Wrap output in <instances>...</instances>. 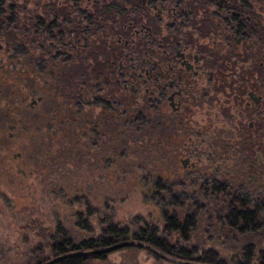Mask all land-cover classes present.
I'll use <instances>...</instances> for the list:
<instances>
[{
  "label": "flooded vegetation",
  "instance_id": "1",
  "mask_svg": "<svg viewBox=\"0 0 264 264\" xmlns=\"http://www.w3.org/2000/svg\"><path fill=\"white\" fill-rule=\"evenodd\" d=\"M65 1L20 30L0 9V215L59 205L0 264H264V0Z\"/></svg>",
  "mask_w": 264,
  "mask_h": 264
},
{
  "label": "rangeland",
  "instance_id": "2",
  "mask_svg": "<svg viewBox=\"0 0 264 264\" xmlns=\"http://www.w3.org/2000/svg\"><path fill=\"white\" fill-rule=\"evenodd\" d=\"M90 5V2H83L81 5V8L84 9L85 5ZM65 5L67 8H70L71 2H66L65 0H4V6L3 10L5 11L4 15L10 16L11 21L9 22L11 26H17L20 30L21 27H28L31 24L35 25V22L38 19L44 18V14L49 13L52 10H55L57 8H60L61 6ZM72 7V6H71ZM73 13V12H72ZM12 14V15H11ZM45 14V16H46ZM51 14V13H50ZM52 16V14H51ZM39 38V37H38ZM38 40V39H37ZM27 46V45H25ZM85 197L82 199V201L87 202H112L114 203L113 208L114 212L118 211V206L120 208H123L121 205H119L121 202H132V199H127L125 194H116V193H92V194H85ZM108 196V197H107ZM137 196V195H136ZM58 197L56 195L51 196L50 194H44L42 199H39V195H37V199L34 203L30 200H26L25 202L17 204L15 211L19 213L18 218H21L23 221L18 222V225L12 224V222L7 221L3 215H0V246H11L16 245L17 253L23 251L22 245H26L27 250H32L34 247H38L41 244V240H38L37 236L33 234L36 224H33L31 227H22L21 225L25 222H27L28 219L32 218L34 219L35 223L37 221H42L44 224L46 221L49 222V224H52L53 214H46L44 215L43 211L46 210L47 207H58ZM107 198V199H106ZM42 202H40V201ZM105 200V201H104ZM42 203V204H41ZM32 207L34 212H32ZM123 210V209H122ZM51 211V210H49ZM48 211V212H49ZM120 213L119 218H121V215L123 212L118 211ZM41 222V223H42ZM7 223H9V226H7ZM16 235V236H15ZM22 236L27 237L29 240L28 242H19L18 239L22 238ZM14 237H17V242ZM15 240V241H14ZM14 242V243H13ZM13 250V248H11ZM9 254V251H8ZM127 256L120 258L118 260L119 262L115 263H88V264H145L146 259L139 262L138 259L133 258L131 255L126 254ZM19 263L20 260L25 261L22 257L16 256V258ZM10 260V259H9ZM12 260V259H11ZM8 261V260H7ZM5 259V262H7ZM148 263V262H146ZM157 264H161L160 262H157ZM163 264H168L167 262Z\"/></svg>",
  "mask_w": 264,
  "mask_h": 264
},
{
  "label": "trees",
  "instance_id": "3",
  "mask_svg": "<svg viewBox=\"0 0 264 264\" xmlns=\"http://www.w3.org/2000/svg\"><path fill=\"white\" fill-rule=\"evenodd\" d=\"M105 1H109L110 5H107V7H105L104 9L109 10L112 13H117L120 11L121 9V3L123 2V0H105ZM4 6V0H0V9H2ZM61 9L62 8H57L55 9V15H58L61 13ZM97 11H100V9H102L100 6L97 8ZM55 251V250H54ZM47 258H39V260L44 261ZM92 260H100L99 257L97 256H87V257H68V258H64V259H60L57 262H54L53 264H87L89 262H91Z\"/></svg>",
  "mask_w": 264,
  "mask_h": 264
},
{
  "label": "water",
  "instance_id": "4",
  "mask_svg": "<svg viewBox=\"0 0 264 264\" xmlns=\"http://www.w3.org/2000/svg\"><path fill=\"white\" fill-rule=\"evenodd\" d=\"M124 244H126V243L118 244V245H116V246H123ZM59 259H61V257H57V258H54V259H50V260L46 261V262L43 263V264H53L54 262H56V261L59 260Z\"/></svg>",
  "mask_w": 264,
  "mask_h": 264
}]
</instances>
